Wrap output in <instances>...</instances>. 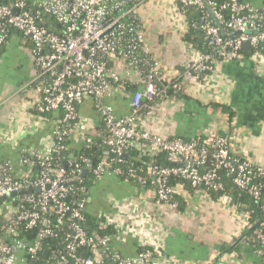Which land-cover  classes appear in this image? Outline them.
<instances>
[{"label": "built area", "instance_id": "built-area-1", "mask_svg": "<svg viewBox=\"0 0 264 264\" xmlns=\"http://www.w3.org/2000/svg\"><path fill=\"white\" fill-rule=\"evenodd\" d=\"M153 1L32 0L31 5L19 1L14 8L0 6V49L10 40V28L31 42L33 77L25 90L34 94V123L43 127L51 121L53 126L51 137L43 149L18 151L17 168L10 161L0 163V199L13 193L19 198L17 202L4 206L11 223L6 232H0V264L36 260L44 240L64 226L69 227L65 235L66 254L53 251L51 264H110L103 258L105 253L106 258L112 257L116 264H173L164 255L162 247L152 240L139 239L138 248L143 250L131 257L112 250L123 229L121 218L114 220L104 215L105 225L112 226L116 235L97 239L75 223L83 220L81 210L87 202L84 200L78 209L71 210L61 201L70 191L65 185L69 175L67 170L55 163L54 154L66 150V142L79 143L82 147L93 144L92 135L97 132L93 133L78 114V106L88 98L94 101L95 109L101 115L107 134L103 143L111 153L120 157L133 148L141 158H153L159 152L169 155L170 166L149 170V175L155 178L152 185L155 186L157 208L178 210L173 197L184 194V191L180 184L176 188L169 185L172 177L189 181L193 188L204 184L222 189V184L218 183L221 169L234 174L233 183L238 189L247 190L257 200L260 198L258 186L252 181L264 178V165H256L235 154L229 136L210 137L216 148L212 153L205 146L199 147L195 141L169 140L144 128V118L156 114L158 101L164 99L174 82L169 77L173 72L164 69L158 53L152 50L149 42L144 12ZM170 3L175 28L185 26L187 30L185 9L206 8L209 13H202L201 29L217 59L215 55L195 52L189 74L196 81H206L207 76L223 62L242 63L250 59L264 71V0L261 6L229 0L221 8L212 0H170ZM225 12L229 13L228 16ZM247 43L249 49L244 47ZM246 50L251 52L249 57H246ZM204 72L208 74L202 76ZM129 85L136 90L129 92ZM127 99L130 100V113L118 115L114 105ZM51 114L55 116L52 120L49 118ZM7 135L0 137L3 143H8ZM209 158L214 160V167L200 173L198 167L205 165ZM111 163L104 160L94 169L97 180L122 175L120 169L110 168ZM35 166L39 167L40 174L37 180L31 181L28 177ZM70 167L71 176L78 178L84 171H90L92 166L89 158L82 157L80 162H71ZM130 176L136 177L133 172ZM24 190L36 191L38 196L22 198ZM217 203L227 211L240 215L242 225L238 238L242 240L252 226L251 213L239 210L226 195L221 196ZM52 215H55V220L50 218ZM67 216L70 218L67 219ZM120 217L128 218L124 215ZM138 219L144 225L141 211ZM41 223L46 226L39 230L33 241L20 237L18 226L24 224L26 229H36ZM126 228L129 234L136 233L137 227ZM254 233L264 244V228ZM82 247L95 250V255L83 252L78 256L77 251ZM100 248L104 254L99 252ZM255 250L264 264V250Z\"/></svg>", "mask_w": 264, "mask_h": 264}, {"label": "crops", "instance_id": "crops-1", "mask_svg": "<svg viewBox=\"0 0 264 264\" xmlns=\"http://www.w3.org/2000/svg\"><path fill=\"white\" fill-rule=\"evenodd\" d=\"M243 1L254 6L262 4V0ZM171 8L170 0H154L144 18L152 50L158 53L164 69L173 72L169 74L171 80L182 79L180 89L188 98L160 100L156 114L144 118V128L169 140L226 134L235 154L264 165L263 68L250 59L242 63L223 62L206 81H196L189 74V66L199 50L183 40L185 26L174 27ZM30 44L16 31L0 53V137L11 134L7 135L8 143L0 140V161L15 165L18 151L43 149L53 130L51 121L43 127L34 123V94L25 90L33 77ZM213 105L231 107L235 116L230 118ZM114 106L118 115L131 111L128 99ZM78 114L93 133L103 127L91 98L79 106ZM92 195L88 208L92 215L123 220L114 246L116 252L125 256L137 254L138 241L144 239L159 244L173 264H262L253 245L244 241L235 250L240 244V215L201 195L188 196L183 212L161 210L155 206L154 190H139L114 176L97 180ZM140 211L144 225L138 219ZM127 226L137 227L136 233L129 234ZM224 246L229 249L222 250Z\"/></svg>", "mask_w": 264, "mask_h": 264}, {"label": "trees", "instance_id": "trees-1", "mask_svg": "<svg viewBox=\"0 0 264 264\" xmlns=\"http://www.w3.org/2000/svg\"><path fill=\"white\" fill-rule=\"evenodd\" d=\"M19 1H25L28 5H31L32 0H0V6H8L10 8H14L16 3ZM218 8L224 6L229 0H212ZM243 1V0H240ZM33 8V7H30ZM187 15V31L183 36V40L190 46H193L199 52L204 55H215L216 52L213 50L211 46H209L208 41L205 38V34L201 29V18L202 13H208L206 8L202 10H196L194 8L185 9ZM209 14V13H208ZM228 16V12H225ZM212 20V16L209 17ZM16 30L10 28L9 30V39L13 34H15ZM21 35V34H20ZM196 35V36H195ZM21 37L25 39L22 35ZM201 37L200 40L198 38ZM27 40V39H25ZM29 41V40H27ZM9 42V41H8ZM30 42V41H29ZM31 43V42H30ZM197 43V44H196ZM32 44L28 48L32 49ZM5 47V46H4ZM3 47V48H4ZM0 49V53L2 49ZM246 57L251 55V52L248 50L245 51ZM208 73L204 72L202 76L207 75ZM182 79L178 81H174L170 88L164 95V99H172L173 97L179 98H188L183 94V91L180 89V83ZM177 85V87H174ZM179 86V87H178ZM127 90L129 92H134L136 88L134 86H128ZM160 101V100H159ZM158 101V102H159ZM80 106V105H79ZM78 106V109H79ZM214 108H220L223 112L227 113L230 118L235 116V112L231 107L228 106H217L213 105ZM55 117L54 114L49 115V118ZM105 128L102 127L96 134L92 135L93 144L90 146H75L73 147L71 142H66L67 149L55 152L54 159L55 163L58 166H61L65 170H67L68 177L65 181V185L69 188V192L61 198L62 202H65L71 210L78 209L79 204L82 201H86L87 204L84 209L81 210L83 220L82 221H75V223L82 226V228L87 232L89 236L94 238H102L104 236L114 237L116 235V230L112 226L105 225V216L95 217L89 211V203L92 198V191L93 187L97 183V176L94 174V169L97 168L100 163L104 160H108L111 163V158L105 155L106 151H110V148L107 147L103 143L104 136H106ZM226 134H221L219 136H225ZM180 138H175L171 140H176ZM184 142H192L195 141L199 144V147L205 146L209 149L210 152H215L216 148L214 143L210 140L209 137L201 136L196 139H181ZM65 144V145H66ZM126 154L128 155L127 160L121 161H112L110 168L111 169H120L122 171V175L119 178L121 181L130 182L134 187L139 190L147 191L148 189L154 190L152 185L155 178L149 175V170L152 168H163L165 165L170 166V162L168 161L169 155L166 152H159L155 157L150 158L148 156H143L142 158L139 157V153L130 148L127 150ZM82 157L89 158L91 161V170L88 171L85 177L75 180L73 176H71V167L70 163H77L80 162ZM2 161H0L1 163ZM214 160L212 158L207 159L206 164L203 166L198 167L200 173H206L210 169L214 167ZM134 173L136 177H131L130 174ZM40 174V169L38 166H35L33 169L32 174L28 177L29 180L35 181L38 179ZM219 180L218 183L222 184V189H214L212 186L201 185L198 188H193L192 184L189 181L183 180L180 177H172L170 179L169 185L171 187L176 188L177 185H182L184 194L179 195L175 194L173 197L174 202L178 204L179 212H183L187 205L188 196L193 195H202L209 198V200L218 202L221 196H228L230 197L232 203L237 206L239 210H243L245 212L251 213V228L248 229L244 233V237L240 240V244L235 247V250H239L241 248L242 242H246V244L253 245L255 249H262L264 250V244L258 239L257 235H255L256 230H261L264 228V178H256L252 181L253 185H257L260 193V198L257 200L250 194L247 190H240L238 189L234 183L233 178L234 174L230 175L228 171L221 169L218 172ZM187 193V196H185ZM30 195L38 196V193L33 190H29L26 194H21L20 197L26 198ZM19 198L16 197H4L0 199V232L4 233L8 229V225L11 223L10 219L6 217L7 212L4 208L5 204L9 202H17ZM53 206V205H52ZM52 220H55V215L50 216ZM70 216H67V219ZM74 222V221H73ZM46 225L41 223L36 229H26L24 224L18 226V230L20 231V237L25 238L27 241H33L36 238L37 233L40 229L44 228ZM69 232V227L64 226L55 230L54 235L46 238L43 242V249L38 254L36 260H28L29 264H51L52 263V252L54 251L56 254H66L65 250V235ZM115 243V242H114ZM113 243L114 251L115 244ZM99 250L100 253H103L102 248ZM229 246L223 247L222 250H228ZM143 250L142 248H138V252ZM47 252V254H46ZM83 252H87L88 255L94 256L95 250H92L89 247H82L78 249L77 255H81ZM120 254L123 255L122 252L119 251ZM112 255V254H111ZM125 255V254H124ZM103 258L106 262L110 264H116L112 257L109 259L106 258V253L103 255Z\"/></svg>", "mask_w": 264, "mask_h": 264}, {"label": "water", "instance_id": "water-1", "mask_svg": "<svg viewBox=\"0 0 264 264\" xmlns=\"http://www.w3.org/2000/svg\"><path fill=\"white\" fill-rule=\"evenodd\" d=\"M204 2H205V1H204ZM205 6L210 10V8H209L207 2H205ZM14 13L17 14L18 11L15 10ZM216 24L220 27V24H219L218 22H216ZM244 47H245L246 49H249V44H248V43L245 44ZM105 155H106L107 157L111 158V159H117V158H120V159H123V160H127V159H128V155H127V154H124L123 156H120V157H119V156H117V155L111 153L110 151H106V152H105ZM14 166H15V168L18 167L17 164H16V165L14 164ZM87 173H88L87 170L84 171V172L80 175V177L75 178V180H78V179H80V178L85 177ZM46 189H49V187H47ZM37 192H40V189H37ZM26 193H28L26 190H24V191L21 192V194H26ZM17 195H18V194L13 193V194L8 195V197H16ZM46 254H47V252H46ZM109 260H110V259H109Z\"/></svg>", "mask_w": 264, "mask_h": 264}]
</instances>
